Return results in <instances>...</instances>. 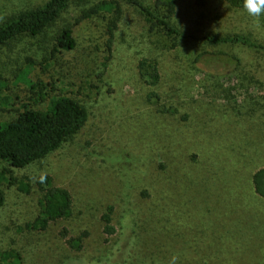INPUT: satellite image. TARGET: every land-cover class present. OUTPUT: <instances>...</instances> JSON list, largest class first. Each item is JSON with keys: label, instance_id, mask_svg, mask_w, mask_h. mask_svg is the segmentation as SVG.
I'll list each match as a JSON object with an SVG mask.
<instances>
[{"label": "rangeland", "instance_id": "obj_1", "mask_svg": "<svg viewBox=\"0 0 264 264\" xmlns=\"http://www.w3.org/2000/svg\"><path fill=\"white\" fill-rule=\"evenodd\" d=\"M44 1L0 0V22ZM100 1L72 0L42 35L0 49V122L57 95L88 113L45 157L24 167L0 161L7 177L29 184L24 191L0 180V250L18 251V264H171L174 256L176 264H264V198L251 182L264 165V49L226 44L237 66L191 61L212 48L204 35L245 33L264 46V16L257 26L225 0H178L173 24L197 37L185 38L152 27L143 7L155 0H108L119 15L83 16ZM65 25L75 39L69 50L54 45ZM143 58L155 60L156 84L141 74ZM28 63L34 87L20 77ZM42 174L70 192L72 213L45 230L18 231L39 211Z\"/></svg>", "mask_w": 264, "mask_h": 264}, {"label": "trees", "instance_id": "obj_2", "mask_svg": "<svg viewBox=\"0 0 264 264\" xmlns=\"http://www.w3.org/2000/svg\"><path fill=\"white\" fill-rule=\"evenodd\" d=\"M71 1L45 0L34 8L21 10L0 22V49L2 46L22 37L42 35L55 23ZM225 1L231 7H243V0ZM177 2L178 0H155L153 9L143 7L147 20L151 22L152 27L155 26L158 32L161 31L164 35L197 38L185 34L173 24L172 16L176 11ZM100 10L120 14L119 8L113 1L103 0L95 7L83 11V16H88L92 11ZM118 15L113 18L112 22L116 20ZM109 31L112 34V30L109 29ZM200 39L206 41L212 48L199 50L191 60L193 65L197 62L210 63L211 60L218 63H223V60H225L227 63L232 62L234 66L239 65V58L235 54L224 50L226 44L240 43L264 49L263 45L251 39L250 34L239 32L224 35H204ZM54 45L63 50L74 47L75 39L69 25L61 27L55 37ZM28 60L31 59L28 58ZM138 67L149 84L153 85L158 82L159 71L155 60L143 58L139 61ZM30 68L31 64H25L20 77L26 80L31 87H34L36 84L26 77ZM87 115L86 107L75 98L67 95L55 96L44 108H24L14 117L0 122V161H6L14 167H24L45 157L59 148L66 139L78 132L86 121ZM44 175H46V179L43 183L39 179L41 175L35 181L38 190L41 192V197L38 200L39 211L34 218L24 223V228L22 226L18 227V231L45 230L50 223L68 218L72 213L70 192L65 187L54 185L49 174ZM0 180L17 182L20 190H29L27 182L16 180L12 176L7 177L2 171H0ZM251 182L254 192L264 198V165L252 173ZM3 203L4 193L0 187V207ZM111 210L112 207L108 206L106 212L102 215L104 232L109 235L114 232L111 224ZM86 234V231H84L79 236L70 238L68 242L72 247L79 249ZM20 258L19 252L14 249L0 250V262L18 264Z\"/></svg>", "mask_w": 264, "mask_h": 264}, {"label": "clouds", "instance_id": "obj_3", "mask_svg": "<svg viewBox=\"0 0 264 264\" xmlns=\"http://www.w3.org/2000/svg\"><path fill=\"white\" fill-rule=\"evenodd\" d=\"M243 8L253 18L254 23L259 26L260 17L264 16V0H243ZM39 179L43 183L46 175L42 174ZM171 264H176L175 256L172 258Z\"/></svg>", "mask_w": 264, "mask_h": 264}]
</instances>
